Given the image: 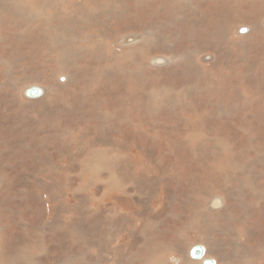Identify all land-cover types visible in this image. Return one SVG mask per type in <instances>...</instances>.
Instances as JSON below:
<instances>
[{"label":"rangeland","instance_id":"obj_1","mask_svg":"<svg viewBox=\"0 0 264 264\" xmlns=\"http://www.w3.org/2000/svg\"><path fill=\"white\" fill-rule=\"evenodd\" d=\"M198 244L264 264V0H0V264Z\"/></svg>","mask_w":264,"mask_h":264},{"label":"bare ground","instance_id":"obj_2","mask_svg":"<svg viewBox=\"0 0 264 264\" xmlns=\"http://www.w3.org/2000/svg\"><path fill=\"white\" fill-rule=\"evenodd\" d=\"M205 19V18H204ZM206 21V20H205ZM252 21V20H251ZM263 23V22H262ZM253 27V26H252ZM248 30V28H246L245 27V30ZM243 30V29H242ZM244 31V30H243ZM240 32V31H239ZM248 32V31H247ZM243 34V33H242ZM241 34V35H242ZM141 35H139V34H133V35H127L126 34V36H122V37H120L119 38V40H118V45L119 46H121V47H127V46H131V45H133V44H137L140 40H141ZM117 40V39H116ZM218 41V40H217ZM242 54V53H241ZM153 58H166V57H153ZM205 58V57H204ZM208 58V57H207ZM242 58V57H241ZM153 63L155 64V65H158V66H160V65H162V64H164L165 63V60H163V59H154L153 60ZM41 88V87H40ZM43 88H41V90H42ZM40 90V89H39ZM41 90H40V92H39V94L41 93ZM38 94V95H39ZM36 104V103H35ZM261 104V103H260ZM92 154V153H91ZM90 155V154H89ZM94 155V154H93ZM92 155V156H93ZM95 156V155H94ZM93 156V157H94ZM95 157H97V153H96V156ZM87 158V157H86ZM98 158V157H97ZM99 158H101V157H99ZM98 160H100V159H98ZM104 161V160H103ZM143 181V180H142ZM251 184V183H250ZM251 191V190H250ZM218 192V191H217ZM214 198V197H213ZM219 204H223V203H221V201H220V198H215L214 199V201L212 202V205L210 206V208H212V209H215V207H217V206H219ZM209 205V204H208ZM217 211V210H216ZM160 234V233H159ZM162 238V237H161ZM175 239V238H174ZM196 247H202L203 248V250H204V255H203V257L201 258V259H197V258H194L193 256H192V251H193V249L194 248H196ZM7 250V249H6ZM146 252V251H145ZM1 253V252H0ZM15 253V252H14ZM205 253H206V249H205V247L203 246V245H195V246H193L191 249H190V252H189V255H190V257L192 258V259H196V260H201L202 261V264H216L215 263V261L213 260V259H211V258H207V257H205ZM10 254V253H9ZM1 256V255H0ZM11 257V256H10ZM142 257V256H141ZM145 257H147V256H145ZM108 258V257H107ZM167 258V257H166ZM1 259H3V258H1ZM0 259V260H1ZM6 259V258H5ZM165 259V258H164ZM176 259H178V258H176ZM87 261V260H86ZM96 261V260H95ZM33 262H35V261H33ZM13 264V263H12Z\"/></svg>","mask_w":264,"mask_h":264},{"label":"water","instance_id":"obj_3","mask_svg":"<svg viewBox=\"0 0 264 264\" xmlns=\"http://www.w3.org/2000/svg\"><path fill=\"white\" fill-rule=\"evenodd\" d=\"M39 92H40L39 89H34V90H32V93L35 94V95H38ZM203 255H204V250H203L202 247H196V248H194L193 251H192V256H193L194 258L201 259V258L203 257Z\"/></svg>","mask_w":264,"mask_h":264}]
</instances>
